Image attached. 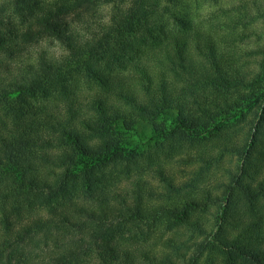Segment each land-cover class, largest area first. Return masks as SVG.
<instances>
[{"label":"trees","instance_id":"16d2710c","mask_svg":"<svg viewBox=\"0 0 264 264\" xmlns=\"http://www.w3.org/2000/svg\"><path fill=\"white\" fill-rule=\"evenodd\" d=\"M158 4L0 3V264H264V50L249 62L235 30L178 13L167 28ZM240 6L230 28L264 25V0ZM139 123L157 152L208 147L207 166L235 169L184 194L157 169L160 204L145 180L119 190L108 173L139 167L143 145L122 137Z\"/></svg>","mask_w":264,"mask_h":264},{"label":"rangeland","instance_id":"374dc122","mask_svg":"<svg viewBox=\"0 0 264 264\" xmlns=\"http://www.w3.org/2000/svg\"><path fill=\"white\" fill-rule=\"evenodd\" d=\"M3 1L8 5L11 0H0V3ZM125 1L128 2V0ZM256 1L262 2V0ZM251 3H253V0H159L158 12L159 17L162 18L160 20H163L162 23L167 22V28H172V21L168 17L173 12L185 15L194 26L212 30L218 36L225 39L235 30L238 36L232 45L233 48L237 50L239 55L241 51L244 59L249 58L251 60L249 62H253V59L258 58L259 55H251L253 57L250 58L245 52L257 49L264 50V25L261 19L243 20L240 21L241 23L238 26L230 28L232 27V21L236 19L235 16L242 18L241 12L243 11V7L240 5L246 4L247 10L251 11ZM237 10L240 12L239 15L236 13ZM109 12V7H106L103 12L104 21H107ZM175 30H177V27ZM52 50L57 56L61 53L58 46H55ZM93 90L92 85L82 79L78 84L76 93L84 96ZM123 136L132 143L139 142L142 144L144 156L137 163L138 168L134 166L125 168L124 165H121L111 170L112 172H109L108 175H112L111 178H116L111 184L119 186V190H126V188H130V182L134 179L145 180L155 194V196L149 198V201L154 204L163 203L164 198H157L156 195L166 192L164 183L155 173L157 169H160L164 176H170L177 186L182 187L181 194H184L185 190H187L184 185L191 181V179L192 183L194 181L195 189L199 190L197 192H200L202 189H208L212 193L220 192V188L218 189L219 184L227 181L229 170L235 169V158H228L227 156H224L218 162H213L211 166H207L205 159H201V157L205 158L211 154L210 152L212 151L208 147L196 146L195 148L185 149L174 154L169 152L164 153L163 151L157 152L152 147L153 142L149 140L151 126L146 123H139L135 132L123 133ZM147 153L152 154V159L149 161L145 159ZM200 169H202V172H200ZM109 187L105 188L109 189ZM78 200L85 205H91L94 202L88 195L84 194H81ZM166 236L168 234L164 237Z\"/></svg>","mask_w":264,"mask_h":264}]
</instances>
